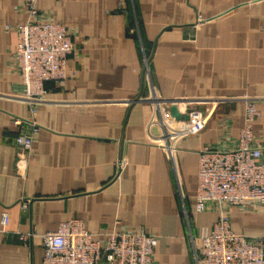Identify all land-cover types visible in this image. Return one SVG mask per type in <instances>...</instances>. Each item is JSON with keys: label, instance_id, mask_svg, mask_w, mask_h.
I'll list each match as a JSON object with an SVG mask.
<instances>
[{"label": "crops", "instance_id": "crops-1", "mask_svg": "<svg viewBox=\"0 0 264 264\" xmlns=\"http://www.w3.org/2000/svg\"><path fill=\"white\" fill-rule=\"evenodd\" d=\"M26 2L0 0V264H42L40 236L71 220L95 240L158 236L152 264H196L199 231L219 217L196 211L199 154L237 147L246 106L234 99L258 100L264 147V0H39L41 18L72 32L75 53L34 112L15 96L18 35L6 29L27 21ZM152 94L221 101L170 156L154 104L133 102ZM17 117L37 126L27 162ZM227 214L236 234L264 239V206Z\"/></svg>", "mask_w": 264, "mask_h": 264}, {"label": "built area", "instance_id": "built-area-1", "mask_svg": "<svg viewBox=\"0 0 264 264\" xmlns=\"http://www.w3.org/2000/svg\"><path fill=\"white\" fill-rule=\"evenodd\" d=\"M38 1L27 0L28 19L24 24L6 27L15 29L18 35L13 58L21 82L15 96L26 102L31 112L47 101V82L59 86L67 80L68 62L75 53L72 32L65 25L41 18ZM220 101L160 98L152 94L133 102L154 104V124L163 133L160 145L173 156L176 142L204 128ZM233 101H243L246 106L237 147L208 148L199 154L196 211L202 213L212 206L218 210L219 217L212 228L199 231L197 240L201 248H194L196 264H264V239L236 234L227 214V208L231 207L264 206V147L256 144L253 134L259 116L258 100ZM200 104L209 108L203 110ZM174 107L179 117L173 115ZM14 124L20 128L15 140L18 156L27 162L37 126H28L26 119L18 117ZM28 203L29 200H25L23 207L27 208ZM8 220L5 213L4 227ZM40 237L44 250L42 264H152L158 245V236L142 232L120 231L95 240L80 220L62 222L56 230Z\"/></svg>", "mask_w": 264, "mask_h": 264}, {"label": "water", "instance_id": "water-1", "mask_svg": "<svg viewBox=\"0 0 264 264\" xmlns=\"http://www.w3.org/2000/svg\"><path fill=\"white\" fill-rule=\"evenodd\" d=\"M172 113H173V115L175 117H179V114H178V111H177V108L176 107L172 108Z\"/></svg>", "mask_w": 264, "mask_h": 264}]
</instances>
